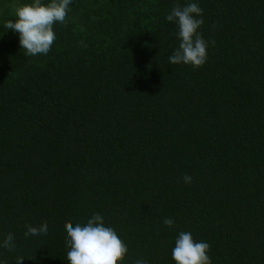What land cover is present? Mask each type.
<instances>
[{
	"label": "trees",
	"instance_id": "obj_1",
	"mask_svg": "<svg viewBox=\"0 0 264 264\" xmlns=\"http://www.w3.org/2000/svg\"><path fill=\"white\" fill-rule=\"evenodd\" d=\"M31 2L0 0V258L68 264L65 225L99 213L123 264H175L181 231L212 264H264V0H196L198 68L168 60L189 0H73L37 56L2 26Z\"/></svg>",
	"mask_w": 264,
	"mask_h": 264
},
{
	"label": "clouds",
	"instance_id": "obj_2",
	"mask_svg": "<svg viewBox=\"0 0 264 264\" xmlns=\"http://www.w3.org/2000/svg\"><path fill=\"white\" fill-rule=\"evenodd\" d=\"M73 0H32L15 10L14 20H5L3 28L18 33L19 45L29 56L47 55L57 39L53 25L63 24L70 11ZM166 21L175 24L179 46L168 57L171 64L202 67L208 58L207 49L214 41H206L199 29L204 24L203 9L196 0H189L183 6H175L166 15ZM185 183H191L192 177L185 175ZM168 227L174 225L170 218L164 220ZM25 237L48 234L47 223L38 227L26 225ZM67 233L68 264H123L128 253V246L119 237L116 230L105 224L99 213H93L86 223L65 225ZM16 247L14 234L8 233L0 248L12 251ZM210 245L203 240L194 239L191 232L181 231L175 238L172 259L175 264H212L208 255ZM24 259L17 256V264ZM0 264L6 261L0 258ZM135 264H148L144 259H137Z\"/></svg>",
	"mask_w": 264,
	"mask_h": 264
}]
</instances>
